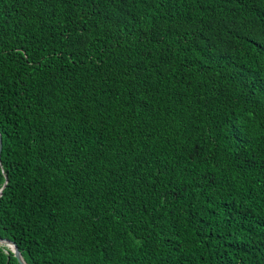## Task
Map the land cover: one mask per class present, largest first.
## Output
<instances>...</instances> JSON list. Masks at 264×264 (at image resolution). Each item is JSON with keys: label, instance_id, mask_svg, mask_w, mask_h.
Masks as SVG:
<instances>
[{"label": "trees", "instance_id": "1", "mask_svg": "<svg viewBox=\"0 0 264 264\" xmlns=\"http://www.w3.org/2000/svg\"><path fill=\"white\" fill-rule=\"evenodd\" d=\"M0 133L26 264H264V0H0Z\"/></svg>", "mask_w": 264, "mask_h": 264}, {"label": "water", "instance_id": "2", "mask_svg": "<svg viewBox=\"0 0 264 264\" xmlns=\"http://www.w3.org/2000/svg\"><path fill=\"white\" fill-rule=\"evenodd\" d=\"M1 148H2V140H1V133H0V153H1ZM2 188H3V187H2ZM2 188H0V195H1V193H2ZM0 241H2V242H4V243H5V242H6V243H10V245H11L10 249H11V251L13 252L14 256L17 258V260L19 261V263H20V264H26V263L24 262L22 256H21V253H20V251H19L17 245L15 244V242H13V241H11V240H9V239H7V238H1V237H0ZM2 242H0V244H4V243H2Z\"/></svg>", "mask_w": 264, "mask_h": 264}, {"label": "bare ground", "instance_id": "3", "mask_svg": "<svg viewBox=\"0 0 264 264\" xmlns=\"http://www.w3.org/2000/svg\"><path fill=\"white\" fill-rule=\"evenodd\" d=\"M0 242H2V241H0ZM2 243H4V242H2ZM5 245H8V246H10L11 247V245H10V243H4Z\"/></svg>", "mask_w": 264, "mask_h": 264}]
</instances>
